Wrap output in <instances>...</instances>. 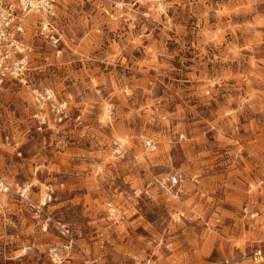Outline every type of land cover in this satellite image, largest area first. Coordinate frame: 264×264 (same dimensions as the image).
Returning <instances> with one entry per match:
<instances>
[{"label":"rangeland","instance_id":"374dc122","mask_svg":"<svg viewBox=\"0 0 264 264\" xmlns=\"http://www.w3.org/2000/svg\"><path fill=\"white\" fill-rule=\"evenodd\" d=\"M57 13L62 53L29 33L32 81L0 85V264H91L52 259L62 225L96 264H264V0ZM47 87L69 104L52 126Z\"/></svg>","mask_w":264,"mask_h":264},{"label":"built area","instance_id":"2783aa9c","mask_svg":"<svg viewBox=\"0 0 264 264\" xmlns=\"http://www.w3.org/2000/svg\"><path fill=\"white\" fill-rule=\"evenodd\" d=\"M57 14V0H0V85L7 80L22 84L32 81L29 33L33 38L36 36L54 47L58 55L62 53L64 40L57 23ZM34 105L32 116L40 125L52 126L69 116L68 100L60 98L52 87L34 89ZM146 146L154 148V140L148 138ZM170 181L176 184L179 178L174 175ZM62 232L67 237L48 246V252L55 262L78 251L87 262L96 264L97 259L90 256L69 227L62 225ZM253 257L264 260V250L258 249Z\"/></svg>","mask_w":264,"mask_h":264}]
</instances>
